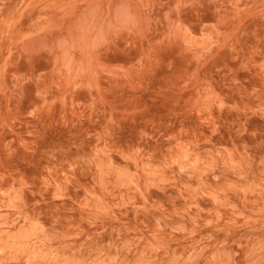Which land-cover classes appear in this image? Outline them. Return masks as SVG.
I'll return each instance as SVG.
<instances>
[{
	"label": "rangeland",
	"instance_id": "1",
	"mask_svg": "<svg viewBox=\"0 0 264 264\" xmlns=\"http://www.w3.org/2000/svg\"><path fill=\"white\" fill-rule=\"evenodd\" d=\"M0 264H264V0H0Z\"/></svg>",
	"mask_w": 264,
	"mask_h": 264
}]
</instances>
